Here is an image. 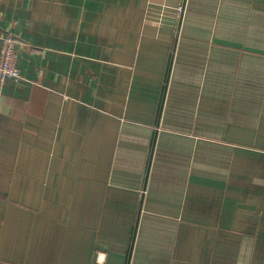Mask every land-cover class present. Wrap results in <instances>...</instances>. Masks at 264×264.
Returning <instances> with one entry per match:
<instances>
[{
    "label": "crops",
    "instance_id": "crops-1",
    "mask_svg": "<svg viewBox=\"0 0 264 264\" xmlns=\"http://www.w3.org/2000/svg\"><path fill=\"white\" fill-rule=\"evenodd\" d=\"M8 33L0 264H264V0H0Z\"/></svg>",
    "mask_w": 264,
    "mask_h": 264
},
{
    "label": "built area",
    "instance_id": "built-area-1",
    "mask_svg": "<svg viewBox=\"0 0 264 264\" xmlns=\"http://www.w3.org/2000/svg\"><path fill=\"white\" fill-rule=\"evenodd\" d=\"M183 5L177 7L178 12H182ZM0 48V95L6 82L16 85L22 82V73L18 66V57L15 49L16 40L11 34L1 36Z\"/></svg>",
    "mask_w": 264,
    "mask_h": 264
}]
</instances>
